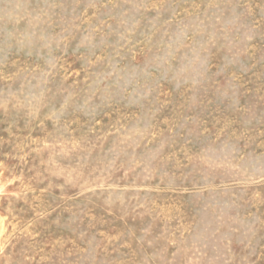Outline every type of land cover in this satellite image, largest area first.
Listing matches in <instances>:
<instances>
[{"label": "rangeland", "instance_id": "rangeland-1", "mask_svg": "<svg viewBox=\"0 0 264 264\" xmlns=\"http://www.w3.org/2000/svg\"><path fill=\"white\" fill-rule=\"evenodd\" d=\"M0 264H264V0H0Z\"/></svg>", "mask_w": 264, "mask_h": 264}]
</instances>
